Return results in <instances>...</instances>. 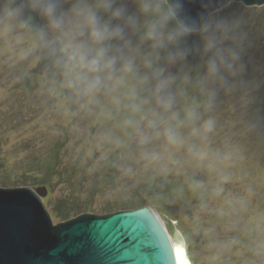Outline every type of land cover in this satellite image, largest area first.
Instances as JSON below:
<instances>
[{
	"label": "rangeland",
	"instance_id": "obj_1",
	"mask_svg": "<svg viewBox=\"0 0 264 264\" xmlns=\"http://www.w3.org/2000/svg\"><path fill=\"white\" fill-rule=\"evenodd\" d=\"M12 2L0 0V8ZM213 15L229 21L241 65L227 85L202 89L193 61L177 110L183 118L192 108L197 119L179 125L175 145L148 128L150 117L133 113L123 96L80 94L74 114L62 96L66 81L37 69L39 21L25 30L0 16V189H33L25 184L42 173L26 176V167L57 163L56 148L63 147L65 176L57 173L42 199L54 224L95 214L54 217V205L65 199L69 207L97 210L132 203L145 181L162 183L146 206L175 223V240L191 264H264V6L231 3ZM209 119L214 127L205 133ZM95 182L103 189L91 200Z\"/></svg>",
	"mask_w": 264,
	"mask_h": 264
},
{
	"label": "clouds",
	"instance_id": "obj_2",
	"mask_svg": "<svg viewBox=\"0 0 264 264\" xmlns=\"http://www.w3.org/2000/svg\"><path fill=\"white\" fill-rule=\"evenodd\" d=\"M209 0H205V5ZM190 0H14L0 16L32 29L36 39L57 55L68 85L85 97L99 93L127 98L133 113L169 144H178V127L197 119L192 108L177 110L181 85L193 80L198 62L202 89L225 86L241 65L239 45L226 18L205 6L195 15ZM210 107V105H209ZM210 133L211 119L203 124ZM199 129H193V133Z\"/></svg>",
	"mask_w": 264,
	"mask_h": 264
},
{
	"label": "water",
	"instance_id": "obj_3",
	"mask_svg": "<svg viewBox=\"0 0 264 264\" xmlns=\"http://www.w3.org/2000/svg\"><path fill=\"white\" fill-rule=\"evenodd\" d=\"M232 2L264 6V0H190L193 15ZM46 186L0 189V264H177L172 239L179 231L151 205L112 214H82L54 224L43 198Z\"/></svg>",
	"mask_w": 264,
	"mask_h": 264
},
{
	"label": "trees",
	"instance_id": "obj_4",
	"mask_svg": "<svg viewBox=\"0 0 264 264\" xmlns=\"http://www.w3.org/2000/svg\"><path fill=\"white\" fill-rule=\"evenodd\" d=\"M236 3L232 2V4L234 5L241 6L242 4L240 2H236ZM194 62H197V61L194 60ZM37 69L40 73L49 75L50 78H55V79H60L61 81H64V80L66 81L67 85L66 87L63 88L62 96L66 97L67 101L70 103V105L72 106L74 110V114H76L78 110L77 107H79L78 98L80 97V93L76 89L68 85V81L64 74V71L57 62V55L54 52H52L50 49L46 47H42L41 60H40V63ZM199 111H202L201 107L199 108ZM74 116H77V115H74ZM62 148L63 147L56 148V151H55L56 159L55 160H57V163L45 165L42 167L41 165L37 164V162L39 161H36L37 165H32V167L28 165L26 167V170H27L25 173L26 176L35 175V173L37 172L42 173V175L35 176L33 178V181H28L27 184H25V186H29L32 188H39V187L46 186L48 189L49 188L51 189L54 186L53 177L57 173H60V175H62V171H63L61 169L62 166L60 164V162L62 161V157H61L62 150H63ZM115 175L116 174L114 173V171H112L111 175H107L105 180L109 182L113 180V177ZM62 176H65V175H62ZM97 183L98 182L93 183V185H91L88 190V197H90L91 200H95V198H97V196L101 194V191L103 189V187L99 186ZM140 186H141V191L138 192L134 201L126 205L107 204L101 209L93 210L91 209V207L88 206V203H86L80 208L76 206L73 207V205L69 207L71 201L65 199L64 201L55 204L52 212H53L54 217L58 219H63V218L67 219V218H70L69 216H72L73 214L78 215L83 212H90V211L93 213L101 214V215L102 214L108 215V214H112L118 211L134 210V209L145 207L146 204L149 202V199L151 198V194L154 193L153 191H155L156 189H161L164 185H162V183H154L150 185L148 184L147 181H145Z\"/></svg>",
	"mask_w": 264,
	"mask_h": 264
},
{
	"label": "bare ground",
	"instance_id": "obj_5",
	"mask_svg": "<svg viewBox=\"0 0 264 264\" xmlns=\"http://www.w3.org/2000/svg\"><path fill=\"white\" fill-rule=\"evenodd\" d=\"M172 243L176 253L177 264H191L185 255L184 244L175 239H172Z\"/></svg>",
	"mask_w": 264,
	"mask_h": 264
},
{
	"label": "snow or ice",
	"instance_id": "obj_6",
	"mask_svg": "<svg viewBox=\"0 0 264 264\" xmlns=\"http://www.w3.org/2000/svg\"><path fill=\"white\" fill-rule=\"evenodd\" d=\"M186 255V254H185Z\"/></svg>",
	"mask_w": 264,
	"mask_h": 264
}]
</instances>
